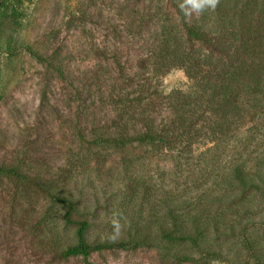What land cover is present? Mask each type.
Segmentation results:
<instances>
[{"label":"rangeland","instance_id":"1","mask_svg":"<svg viewBox=\"0 0 264 264\" xmlns=\"http://www.w3.org/2000/svg\"><path fill=\"white\" fill-rule=\"evenodd\" d=\"M0 167V264H264V0H0Z\"/></svg>","mask_w":264,"mask_h":264},{"label":"trees","instance_id":"2","mask_svg":"<svg viewBox=\"0 0 264 264\" xmlns=\"http://www.w3.org/2000/svg\"><path fill=\"white\" fill-rule=\"evenodd\" d=\"M178 12L179 15L181 16V10L178 8ZM186 35L193 41H197L200 43H207L210 41V38L202 31L200 30L198 27H195L193 25H188L187 29H186ZM182 43H184V40L182 38H180L177 34L171 38L166 40L165 45L167 46V59L170 61H174V60H179L182 57L183 54V50H182ZM170 49V50H169ZM213 53L211 51H207V53L205 55H203V59H205V62L207 64V66H211L214 70H218V66L221 65V63H219L217 61V66L213 64V62L211 61ZM189 53L186 54V57L188 58ZM191 58V57H190ZM195 61V60H193ZM195 62H193L191 65H189L188 67V74H190L191 76L195 75L197 73L196 70V66H195ZM210 69L208 68L206 73L209 72ZM223 72V73H222ZM231 66H227V71L224 69V67L221 69V73L219 75H217L218 73H214L217 76H220L221 74L224 76V74H229L231 73ZM208 77L209 73L206 74ZM211 80V79H210ZM207 81L206 83H201V93L203 94H207V97L211 98L213 97L215 94L218 95L219 93V89L221 88L222 84L224 83V79H215V80H211ZM211 96V97H210ZM213 99V98H212ZM222 116V115H221ZM219 117L220 119L223 118ZM221 121V120H219ZM188 131V132H187ZM187 132V139L190 136V130H177L176 134H173L171 129H163V128H158V127H145L144 129H138L135 133L136 135H133L131 137V140H137L139 143H151L154 144L156 142H161L162 145L164 146V148H167L169 146H171L173 144L172 140L176 137H181L183 136L184 133ZM0 171H4L5 173H14L16 172L14 169H5L3 167H0ZM19 174V173H18ZM237 179L239 181L240 184H245L246 180L244 177H242L241 175L237 176ZM253 188H259L260 186L257 185L256 183H254L252 185ZM56 198V197H55ZM59 201L62 202H66L68 204H70V200L65 199V198H56ZM80 226L78 227L77 230V235H78V240L75 244H73L72 246L68 247L64 254L65 256H81L83 258L84 264H93L90 260H89V255L93 250H97L99 248H101L103 245L100 244H96V245H90L87 242H85L84 240V235H83V231L87 226V222L86 221H82L80 222ZM187 238H191L190 236H188ZM193 241L195 239H192ZM247 242V241H246Z\"/></svg>","mask_w":264,"mask_h":264},{"label":"clouds","instance_id":"3","mask_svg":"<svg viewBox=\"0 0 264 264\" xmlns=\"http://www.w3.org/2000/svg\"><path fill=\"white\" fill-rule=\"evenodd\" d=\"M210 3H214V0H210Z\"/></svg>","mask_w":264,"mask_h":264}]
</instances>
